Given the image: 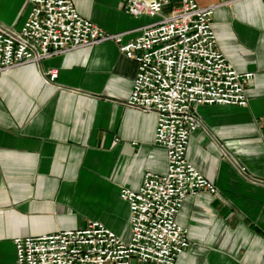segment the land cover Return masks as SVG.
Here are the masks:
<instances>
[{"label":"crops","instance_id":"obj_1","mask_svg":"<svg viewBox=\"0 0 264 264\" xmlns=\"http://www.w3.org/2000/svg\"><path fill=\"white\" fill-rule=\"evenodd\" d=\"M28 1L0 0V27L19 30ZM72 1L103 32L124 34L123 43L153 21L128 15L121 0ZM195 2L215 6L217 49L253 77L245 106L197 108L186 157L217 192L184 199L176 220L189 246L175 264H264V0ZM136 74L113 40L0 73V264H16L17 238L92 221L128 240L120 190L167 169L166 150L154 143L156 115L127 105Z\"/></svg>","mask_w":264,"mask_h":264},{"label":"built area","instance_id":"obj_2","mask_svg":"<svg viewBox=\"0 0 264 264\" xmlns=\"http://www.w3.org/2000/svg\"><path fill=\"white\" fill-rule=\"evenodd\" d=\"M128 15L149 17L138 35L109 34L82 17L72 0H29L19 30L0 27V73L38 64L56 55L113 40L137 63L127 105L156 115L154 143L167 155L162 175L146 172L136 190L119 196L129 209V238L98 221L76 230L13 241L16 264H175L188 248L187 231L176 216L184 199L217 188L186 157L190 135L199 127L197 108L245 106L252 73H238L217 49L211 21L215 6L195 0H121ZM54 81L58 71L47 72Z\"/></svg>","mask_w":264,"mask_h":264}]
</instances>
